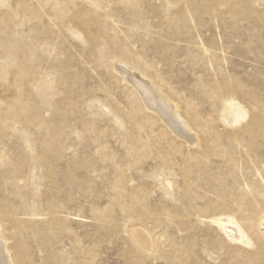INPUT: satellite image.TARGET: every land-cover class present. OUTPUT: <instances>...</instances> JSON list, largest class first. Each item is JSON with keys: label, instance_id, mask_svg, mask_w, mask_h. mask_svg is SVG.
I'll use <instances>...</instances> for the list:
<instances>
[{"label": "rangeland", "instance_id": "1", "mask_svg": "<svg viewBox=\"0 0 264 264\" xmlns=\"http://www.w3.org/2000/svg\"><path fill=\"white\" fill-rule=\"evenodd\" d=\"M262 4L0 0V258L264 264Z\"/></svg>", "mask_w": 264, "mask_h": 264}, {"label": "bare ground", "instance_id": "2", "mask_svg": "<svg viewBox=\"0 0 264 264\" xmlns=\"http://www.w3.org/2000/svg\"><path fill=\"white\" fill-rule=\"evenodd\" d=\"M259 1L261 2V4L263 3L262 5H264V0H259ZM120 66H119V68H120ZM127 69L130 70L129 68H127ZM128 70L127 71L126 70H123L124 71V74H126L128 72ZM129 72H130V74L134 73L133 70H130ZM130 78H131V82L139 90V93L142 96L143 101L145 102V104L148 107H150L151 109H156L158 112H160L159 114H162L161 116H163V118L166 117L168 119V121L167 120L166 121L169 123L167 125H169L172 128V130H175L174 132L184 133L185 131H187V132L190 131V129H188L189 127H187L185 121L183 120V118L181 117L180 113L178 112L177 105L173 106L170 103L171 101L169 102L168 100L164 99V97L162 96V94L156 89L157 86L155 87L154 84H152V83L149 84L148 81H144L145 79H143L144 78L143 76L136 77L133 74V75H131ZM228 108L230 110H235V111L239 112L238 106H236L233 102H229L228 103ZM187 138H188V136H187ZM195 138H193L192 141ZM193 143H196V141H193ZM139 235H141V238H142L143 249L145 251H148V249L146 248V245L148 243V239H146V237H145V235H143V233H141V234L139 233ZM134 242H136V241H134ZM6 255L8 257V254H6ZM8 258H10V257H8ZM11 260L12 259H9V262H8V261L5 260V258H0V264H15Z\"/></svg>", "mask_w": 264, "mask_h": 264}]
</instances>
